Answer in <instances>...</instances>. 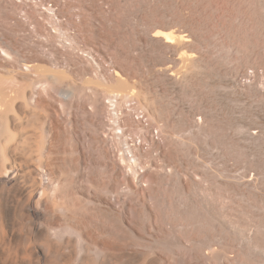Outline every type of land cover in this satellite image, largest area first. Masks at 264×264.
Masks as SVG:
<instances>
[{
  "label": "rangeland",
  "instance_id": "rangeland-1",
  "mask_svg": "<svg viewBox=\"0 0 264 264\" xmlns=\"http://www.w3.org/2000/svg\"><path fill=\"white\" fill-rule=\"evenodd\" d=\"M41 1L56 9L57 22L35 5L26 7L22 19L18 7L0 6V98L5 104L13 100L6 122L14 138L3 143L8 160L21 168L22 175L28 174L33 164L30 147L41 126L46 143L71 146L72 161L106 164L101 181L113 188L107 196L111 205L129 215L126 222L134 211L149 208V218L137 219L138 230L147 233L162 226L163 220L144 184H134L138 178L145 181L146 171L120 166L115 172L112 164L123 157L143 162L164 157L183 181L196 180L201 164L209 172L246 176L253 181L244 190L245 198L236 190L232 211L215 214L232 219L237 231L249 229L242 233L253 242L264 243V0H101V4L92 0L100 11L98 19L83 0ZM156 30L164 35L153 37ZM62 39L71 46L63 45ZM78 46L88 50L92 60L75 53ZM27 78L34 83L26 88L25 109L16 97ZM117 79L127 84L116 88ZM67 88L70 92L63 98ZM113 91L125 95L119 100L120 127L131 133L132 140L140 135V149L134 153L122 128L106 122L107 97ZM198 121L201 127L196 129L193 123ZM243 135L258 141L249 143ZM125 181L132 189L116 193ZM187 185L196 200L199 189ZM176 214L171 209L163 212L166 220L183 227L176 232L181 237H202L218 227L204 211ZM99 219L107 226L117 223L102 215ZM153 242L146 238L135 247L141 257L148 256V264L158 254L168 257Z\"/></svg>",
  "mask_w": 264,
  "mask_h": 264
},
{
  "label": "bare ground",
  "instance_id": "bare-ground-1",
  "mask_svg": "<svg viewBox=\"0 0 264 264\" xmlns=\"http://www.w3.org/2000/svg\"><path fill=\"white\" fill-rule=\"evenodd\" d=\"M83 1L98 19L100 11L94 6L93 1ZM99 3L101 4V0ZM81 6L83 5L81 4ZM44 9L51 21H58L50 8ZM163 35L162 30L152 33L153 37H162ZM62 43L71 46V43L66 39L65 41L62 39ZM33 83V79L27 78L21 86L18 85L16 101H20V105L25 109L29 108L25 91H28L26 88H30ZM126 84L125 80L117 79L114 86L117 88ZM69 92L70 88H67L62 94L63 98H66ZM6 93L8 94V92ZM123 98L125 95L119 91H113L107 97L106 122L113 127L122 128L118 110L119 100ZM12 102L13 100H10L8 104H5L0 98V264H148V256L141 257V253L135 249L138 247L136 246L138 245L137 241H144L146 238L161 245L168 253L167 258L157 257L159 254L156 257L153 256L154 258L150 261L152 264H264V245H262L264 243L261 244L260 241L257 242L253 239L256 236L252 238L256 241L253 242L250 235L242 233L245 228L242 232L237 231L232 219H228L225 215L218 217L215 214L217 211H232L235 207L234 192L238 190L237 193L240 194V197L245 198L244 190L251 187L253 181L251 178H246V176L231 177L232 175L226 176L209 172V168L201 164V175L195 174L197 177L194 175L196 180L188 178L189 180L183 181L176 172L172 171L173 167L171 168L166 163L164 157H156L157 159L154 157L147 162L123 157L120 160L121 163L112 164L115 172L120 166L125 167L128 171H137V169L146 171L145 181L143 178H138L134 184L141 186L144 184L143 187L145 186L152 195L154 204L159 211L157 213L163 220V225L156 228L155 232L149 233L148 231L147 233L142 229L141 232L138 230L137 219L149 218L150 209L134 211L131 221L126 222L129 215L125 217L123 212H118L119 210L117 211V208L115 209L111 205L109 197L107 198L110 193H113V188L110 190L111 188L109 189V186L101 181V173L105 170L106 164L84 159L72 161L71 146L46 143L41 126H38L40 133L38 132L35 144L30 147L33 153H31L33 164L30 166L28 174L22 175L21 168L19 170L18 166L15 167L16 165L14 166L13 162L8 160V153L3 145L14 138L8 130V122H6L8 120L6 113L12 109ZM142 117L144 118L143 115H140L138 118ZM142 120L144 121V119ZM145 124L148 123L145 122ZM193 126L199 129L201 123L194 122ZM242 139L249 143L258 141V138L252 137V135H243ZM180 144H185L182 138H180ZM98 149L102 151L103 147L98 146ZM114 178L115 176L113 180ZM185 182L191 185L190 188L197 187L199 189L200 193L197 194L196 200H193L191 189L188 191L187 188L185 189L187 185ZM215 188L223 191L224 194L215 195L213 193ZM131 189L125 181L115 192L118 193L120 190V192L125 191L126 193ZM136 194L138 195V193ZM167 209H171L179 215L193 210L204 211L212 220H217L218 227L215 226L216 230L212 234L205 233L202 237H181L176 232L183 231V227L164 218L163 212ZM100 215L106 217V220L114 219L117 223L107 226L99 219ZM202 217L204 216L202 215ZM148 225L150 224L148 223ZM248 230L245 229V232L248 233ZM261 230L258 234L261 233ZM250 231L252 232V230ZM156 243H154L155 246Z\"/></svg>",
  "mask_w": 264,
  "mask_h": 264
},
{
  "label": "built area",
  "instance_id": "built-area-1",
  "mask_svg": "<svg viewBox=\"0 0 264 264\" xmlns=\"http://www.w3.org/2000/svg\"><path fill=\"white\" fill-rule=\"evenodd\" d=\"M10 5L18 7L16 12H17L18 17L21 19L26 15V7L27 6L28 7L34 6V5L41 10V11H38L41 13H42V11H43V13L45 12L44 8H50L51 11L54 13V17H57V19H59V13H57L56 9L49 2L46 3V2H43L41 0H0V6H10ZM41 13H39V14H41ZM43 13H42V15H44ZM74 52L80 54L87 61L92 60L90 52L88 50H85V48L82 46H78ZM148 121H149V119H148ZM144 126L148 127V129L151 130V127L149 126V122H148V125H144ZM122 134H124L126 136V143L130 148H132V150H133L132 152L134 153L135 148H137V150L139 151L140 142H141L140 135H139V140H132L131 139V133L125 132L124 128H122Z\"/></svg>",
  "mask_w": 264,
  "mask_h": 264
}]
</instances>
